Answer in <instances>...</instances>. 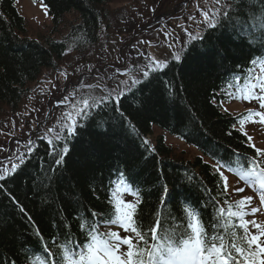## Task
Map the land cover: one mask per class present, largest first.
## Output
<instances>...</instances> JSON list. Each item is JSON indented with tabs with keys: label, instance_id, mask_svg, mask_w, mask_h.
I'll return each instance as SVG.
<instances>
[{
	"label": "trees",
	"instance_id": "16d2710c",
	"mask_svg": "<svg viewBox=\"0 0 264 264\" xmlns=\"http://www.w3.org/2000/svg\"><path fill=\"white\" fill-rule=\"evenodd\" d=\"M40 1L51 15L53 26L59 25L68 13H74L76 19L70 22L61 41L55 40L53 33L43 40L31 39L25 36V22L17 12L14 0H0V107L17 104L26 84L41 70L50 68L68 46L80 50L93 44L105 5L110 0ZM248 39L254 42L257 50L243 46L235 48L234 55L222 65L199 64L194 58L195 51L182 64L173 63L170 70L158 75L150 85L161 91L167 88L165 96L170 99L157 98L142 105L141 94L137 92L135 97L129 94L121 103L123 121L119 117L109 119L114 116L110 110L106 116H96L95 122L81 129L77 139L71 142L63 177L52 185L51 191L37 187V181L33 179L43 174L39 165L49 162L48 142L37 139L27 167L0 183H4L28 209L41 231L43 243L53 252L57 250L59 243L54 247V240L64 238L57 228L59 222L70 225L65 230L73 234V239L82 241L79 219L90 218L91 211L108 213L109 192L114 184L110 182L119 180L121 171L127 181L139 189L142 201L139 218L145 228L154 223V217L161 209L179 218L183 207L181 197L199 208L204 221L210 223L212 209L203 208L202 203L210 196H217L223 185L213 164L219 160L235 165L237 156L234 153L242 157L245 153L254 155V149L238 128L239 116L225 112L220 106L221 101L226 100L225 88L230 73L244 74L250 67L249 61L264 58L259 32ZM152 125L193 145L208 160L201 156L191 161L173 158V151L161 135L144 146L143 141ZM189 176L191 180H188ZM165 184L169 189L167 201L160 206ZM217 199L221 205L225 199L231 203L227 194L219 195ZM74 207L79 209V215L73 211ZM61 208L64 211L58 214L57 210ZM88 222L91 223V219ZM103 225L101 223L100 227ZM35 226L0 194V264L44 262L43 253L35 251L41 246L34 236ZM25 256L27 261L22 259Z\"/></svg>",
	"mask_w": 264,
	"mask_h": 264
},
{
	"label": "snow or ice",
	"instance_id": "6c2138e0",
	"mask_svg": "<svg viewBox=\"0 0 264 264\" xmlns=\"http://www.w3.org/2000/svg\"><path fill=\"white\" fill-rule=\"evenodd\" d=\"M198 11L199 22L194 16L188 17V20L196 24L197 30L190 31L185 28L183 31L187 39L181 37V47L169 53L168 58L148 57L146 63L136 65L137 74H129L127 79L119 80L115 88L109 90L106 87L101 95L89 93L80 96L73 104L74 114L65 113L55 137L48 140L49 162L41 163L39 169L43 174L38 178L33 177L37 181V187L51 191L52 185L62 179L71 142L77 139L81 129L95 122L96 116H106L110 110L114 116L109 119H125L121 103L129 94L135 97L139 92L142 105L152 103L157 98L162 101L170 99V96H165L167 88L161 91L150 88V85L158 75L170 70L173 63L182 64L195 51L194 58L199 64L222 65L230 55H234L235 48L243 46L257 50L254 48V42L248 39L249 36L255 37L257 31L260 45L264 47V0H204L203 7ZM170 35L167 32L164 34L165 38ZM171 47L173 45L169 43L167 48ZM249 63L252 67L248 69L246 77L237 76L235 85H230L235 87V93H227L238 94L239 98L259 103L260 110L253 112L249 109L248 116L239 120L242 132L244 122L248 119L254 124L264 125V58L256 57ZM241 81L243 87H240ZM64 100H68V97ZM57 103L63 104L64 101ZM253 117L259 119L255 120ZM48 131L52 132L53 129ZM244 135L254 149V155L242 154L241 162V154L234 153L237 156L235 166L228 161L221 163L219 160L213 165L221 180L225 181L217 196L227 194V177L221 171L226 168L259 194L261 207H251L249 210V205L253 202L252 196H245L234 204L225 199L223 205L217 196H210L202 203L203 208L212 209L210 223L204 221L199 208L181 197L183 207L179 218L172 216L171 212L166 214L161 209L155 215L154 223L145 228L139 218V205L142 202L139 189L128 182L125 173L121 171L116 190L109 192L108 213L91 211L90 218L79 219L82 241L73 239V234L65 230L70 228V225L59 222L57 228L64 238L62 241L54 240L53 246L59 243V247L53 252L43 243L41 231L35 226L28 209L8 191L4 183H0V194L6 196L19 213L35 226L34 236L41 245L35 251L43 253V264H264V224L255 219H245L248 215L255 216L264 210V148L251 144L252 136L247 133ZM19 143L17 141V144ZM33 144L34 141L28 140L26 152L7 157L8 161L15 158L18 162H11L10 167L4 163L0 167V181L6 182L27 167L35 151ZM148 144L149 141L145 139L143 145ZM191 179L189 176L188 180ZM235 191L242 193L244 188L237 187ZM168 192L165 184V195L161 197V204H166ZM126 193L132 194L136 199H124ZM57 211L59 214L64 209ZM73 211L79 215L78 208L74 207ZM89 219L91 223L88 222ZM101 223H104L105 227L115 225L119 230L109 227L107 231L102 232ZM22 259L27 261V256Z\"/></svg>",
	"mask_w": 264,
	"mask_h": 264
},
{
	"label": "rangeland",
	"instance_id": "374dc122",
	"mask_svg": "<svg viewBox=\"0 0 264 264\" xmlns=\"http://www.w3.org/2000/svg\"><path fill=\"white\" fill-rule=\"evenodd\" d=\"M180 1L110 0L105 5L96 41L92 46L79 51L67 49L55 60V66L51 70L41 71L26 84L17 104L1 105L0 167L4 163L10 167L11 162H17L15 158L8 161L7 157L18 156L26 149L27 141L33 140V135H56L65 113L74 114L73 104L81 95H101L104 88L111 90L119 80L127 79L129 74H137L136 65L146 63L148 57L165 59L169 57V53L179 49L181 37L187 39L183 30H197L196 24L188 20V17L194 16L199 22L198 10L204 4V0H187L183 5H177ZM15 7L25 22L26 37L38 40H43L50 33H53V38L62 39L70 22L76 19L74 13H69L63 16L59 25L53 26L51 15L40 2L15 0ZM165 32L171 35L165 38ZM169 43H172L173 47L167 48ZM88 85L93 87L89 88ZM240 87H243V83ZM65 97H68V100H64ZM234 97L236 100L231 95L232 100L222 101L221 109H227L231 115H238L244 109L248 114L249 109L253 112L260 110L257 101L244 100L239 98L238 94ZM62 100L63 104L57 103ZM247 121V125L244 122L243 133L252 136L251 144L264 148V125L254 124L251 119ZM49 129L53 131L49 132ZM158 135L163 136L165 143L172 149L173 158L192 160L196 156L203 157L193 145L152 125L147 137L152 140ZM25 136L30 139H25ZM17 141L20 143L17 144ZM221 171L228 176L226 182L229 196L234 200L245 197L242 181L226 173L225 169ZM237 187L244 188V192H231ZM123 198L135 199L129 193L124 194ZM262 212L264 218V210ZM248 217L249 215L246 219H249ZM111 229L119 230L116 226Z\"/></svg>",
	"mask_w": 264,
	"mask_h": 264
},
{
	"label": "bare ground",
	"instance_id": "6f19581e",
	"mask_svg": "<svg viewBox=\"0 0 264 264\" xmlns=\"http://www.w3.org/2000/svg\"><path fill=\"white\" fill-rule=\"evenodd\" d=\"M8 264H10V263H8Z\"/></svg>",
	"mask_w": 264,
	"mask_h": 264
}]
</instances>
